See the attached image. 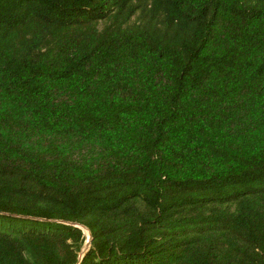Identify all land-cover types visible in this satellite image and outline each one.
Masks as SVG:
<instances>
[{
	"label": "trees",
	"instance_id": "trees-1",
	"mask_svg": "<svg viewBox=\"0 0 264 264\" xmlns=\"http://www.w3.org/2000/svg\"><path fill=\"white\" fill-rule=\"evenodd\" d=\"M0 264H264V0H0Z\"/></svg>",
	"mask_w": 264,
	"mask_h": 264
},
{
	"label": "water",
	"instance_id": "water-1",
	"mask_svg": "<svg viewBox=\"0 0 264 264\" xmlns=\"http://www.w3.org/2000/svg\"><path fill=\"white\" fill-rule=\"evenodd\" d=\"M81 228H85V229H87L88 231H89V229L88 228H86L85 226H80ZM91 240H92V235H91V232L89 231V241H88V243H87V248L91 245Z\"/></svg>",
	"mask_w": 264,
	"mask_h": 264
},
{
	"label": "rangeland",
	"instance_id": "rangeland-1",
	"mask_svg": "<svg viewBox=\"0 0 264 264\" xmlns=\"http://www.w3.org/2000/svg\"><path fill=\"white\" fill-rule=\"evenodd\" d=\"M250 1H251V0H250ZM84 232H85V234H86V236H87V239H86V242H85V248H87V243H88V241H89V231H88L87 229L84 228Z\"/></svg>",
	"mask_w": 264,
	"mask_h": 264
}]
</instances>
